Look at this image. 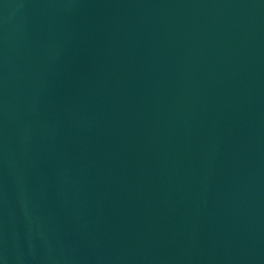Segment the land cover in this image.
<instances>
[{
    "label": "water",
    "instance_id": "1",
    "mask_svg": "<svg viewBox=\"0 0 264 264\" xmlns=\"http://www.w3.org/2000/svg\"><path fill=\"white\" fill-rule=\"evenodd\" d=\"M0 264H264V0H0Z\"/></svg>",
    "mask_w": 264,
    "mask_h": 264
}]
</instances>
